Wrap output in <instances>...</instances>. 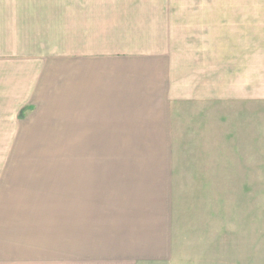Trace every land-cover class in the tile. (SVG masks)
I'll list each match as a JSON object with an SVG mask.
<instances>
[{"label":"crops","instance_id":"obj_1","mask_svg":"<svg viewBox=\"0 0 264 264\" xmlns=\"http://www.w3.org/2000/svg\"><path fill=\"white\" fill-rule=\"evenodd\" d=\"M205 4L0 0V264L166 257L173 108L264 99V0Z\"/></svg>","mask_w":264,"mask_h":264},{"label":"rangeland","instance_id":"obj_2","mask_svg":"<svg viewBox=\"0 0 264 264\" xmlns=\"http://www.w3.org/2000/svg\"><path fill=\"white\" fill-rule=\"evenodd\" d=\"M205 2L197 20L224 13ZM217 92L173 108L170 245L146 264H264V99Z\"/></svg>","mask_w":264,"mask_h":264}]
</instances>
